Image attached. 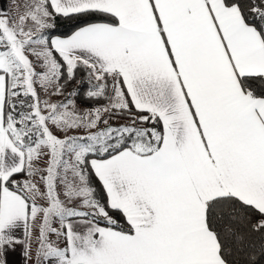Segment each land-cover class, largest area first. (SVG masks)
<instances>
[{
	"label": "snow or ice",
	"instance_id": "obj_1",
	"mask_svg": "<svg viewBox=\"0 0 264 264\" xmlns=\"http://www.w3.org/2000/svg\"><path fill=\"white\" fill-rule=\"evenodd\" d=\"M0 264H264V0H5Z\"/></svg>",
	"mask_w": 264,
	"mask_h": 264
},
{
	"label": "rangeland",
	"instance_id": "obj_2",
	"mask_svg": "<svg viewBox=\"0 0 264 264\" xmlns=\"http://www.w3.org/2000/svg\"><path fill=\"white\" fill-rule=\"evenodd\" d=\"M0 3L4 4L5 3V0L2 2V0L0 1Z\"/></svg>",
	"mask_w": 264,
	"mask_h": 264
},
{
	"label": "crops",
	"instance_id": "obj_3",
	"mask_svg": "<svg viewBox=\"0 0 264 264\" xmlns=\"http://www.w3.org/2000/svg\"><path fill=\"white\" fill-rule=\"evenodd\" d=\"M1 1V0H0ZM4 0H2V2H3ZM0 6H3V4L2 3H0Z\"/></svg>",
	"mask_w": 264,
	"mask_h": 264
}]
</instances>
